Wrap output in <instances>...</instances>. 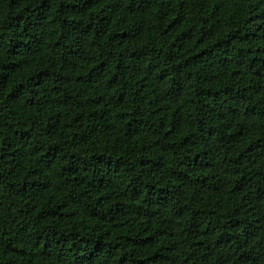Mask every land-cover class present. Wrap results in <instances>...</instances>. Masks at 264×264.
Wrapping results in <instances>:
<instances>
[{"label":"trees","instance_id":"trees-1","mask_svg":"<svg viewBox=\"0 0 264 264\" xmlns=\"http://www.w3.org/2000/svg\"><path fill=\"white\" fill-rule=\"evenodd\" d=\"M0 264H264V0H0Z\"/></svg>","mask_w":264,"mask_h":264}]
</instances>
